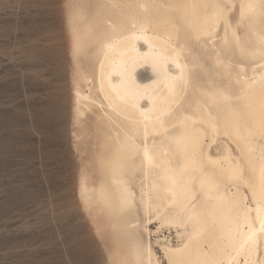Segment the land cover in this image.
Instances as JSON below:
<instances>
[{
	"label": "bare ground",
	"instance_id": "obj_1",
	"mask_svg": "<svg viewBox=\"0 0 264 264\" xmlns=\"http://www.w3.org/2000/svg\"><path fill=\"white\" fill-rule=\"evenodd\" d=\"M70 26L58 264L93 261L83 217L106 264H264V0H77Z\"/></svg>",
	"mask_w": 264,
	"mask_h": 264
},
{
	"label": "rangeland",
	"instance_id": "obj_2",
	"mask_svg": "<svg viewBox=\"0 0 264 264\" xmlns=\"http://www.w3.org/2000/svg\"><path fill=\"white\" fill-rule=\"evenodd\" d=\"M76 1L0 0V264H58L56 162L58 147H70L76 129L70 26ZM81 221L95 243L81 257L106 264L96 233ZM158 235L175 239L165 227Z\"/></svg>",
	"mask_w": 264,
	"mask_h": 264
}]
</instances>
